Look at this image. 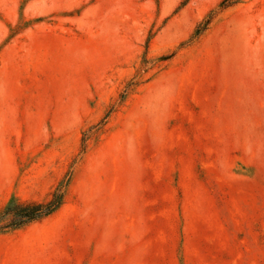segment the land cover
Here are the masks:
<instances>
[{"label":"rangeland","instance_id":"rangeland-1","mask_svg":"<svg viewBox=\"0 0 264 264\" xmlns=\"http://www.w3.org/2000/svg\"><path fill=\"white\" fill-rule=\"evenodd\" d=\"M0 264H264V0H0Z\"/></svg>","mask_w":264,"mask_h":264},{"label":"trees","instance_id":"trees-1","mask_svg":"<svg viewBox=\"0 0 264 264\" xmlns=\"http://www.w3.org/2000/svg\"><path fill=\"white\" fill-rule=\"evenodd\" d=\"M238 0H224L230 4ZM63 192L56 189L50 198L42 203L11 201L0 209V232L25 227L33 222L40 221L59 209L63 202Z\"/></svg>","mask_w":264,"mask_h":264}]
</instances>
